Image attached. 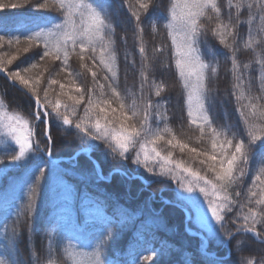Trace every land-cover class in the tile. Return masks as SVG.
I'll use <instances>...</instances> for the list:
<instances>
[{
    "label": "snow or ice",
    "instance_id": "snow-or-ice-1",
    "mask_svg": "<svg viewBox=\"0 0 264 264\" xmlns=\"http://www.w3.org/2000/svg\"><path fill=\"white\" fill-rule=\"evenodd\" d=\"M6 6L31 7L43 26L18 35L19 29L9 31L0 23V75L27 97L26 115L9 113L0 101V165L4 166L0 178L13 168L33 165L22 179L11 180L20 195L7 214L0 215V247L8 253L7 261L0 257V264H20L13 258L16 241L22 229L33 234L45 188L53 187L78 224L85 216L105 220L91 247L90 264H111L105 251L118 236L113 226L122 230L128 223L135 227L151 219L157 229L167 227L163 208L153 206L157 192L149 191L160 177L175 181L171 198L164 197L168 189H159L160 201L183 213L185 232L196 238L183 264H228L232 241L240 234L250 235L260 247L239 258L238 264H264V0H169L166 7L162 0H118L116 9L108 0L0 4ZM120 9L128 13L135 49L133 54L126 47L122 57L113 19ZM242 26L246 38L240 33ZM146 28L168 43L149 50ZM209 38L230 63L225 71L229 84L223 92L218 84L210 86L219 81L222 63L209 47ZM120 41L127 46V35H121ZM258 47L261 55L256 57ZM241 48L254 53L251 61H240ZM73 58L78 65L75 71ZM129 66L135 73L131 84ZM34 69L40 71L33 75ZM168 71L179 82L175 104L171 95H165L166 80L157 79ZM60 72L69 83L54 78ZM253 85L260 95L252 93ZM54 86L60 92L50 99L48 89ZM229 100L237 119L217 126L216 106ZM181 104L180 119L186 118L197 133L188 140L206 146H192L170 126L169 105ZM61 129L76 131L80 141L70 157L71 169L54 155L63 140ZM161 142L169 149L166 154L160 150ZM176 149L187 153L188 160L174 159ZM104 163L112 165L107 174ZM129 165L135 166L133 171ZM117 175L128 183L111 188ZM132 181L139 182L135 196ZM133 199L139 201L134 207L129 203ZM229 223L234 230L227 228ZM43 239L49 254L59 249L65 264H83L73 251L74 239L64 237L55 221L48 219ZM239 245L237 241V253ZM149 251L150 255L137 256L129 264L154 261L171 249Z\"/></svg>",
    "mask_w": 264,
    "mask_h": 264
},
{
    "label": "trees",
    "instance_id": "trees-1",
    "mask_svg": "<svg viewBox=\"0 0 264 264\" xmlns=\"http://www.w3.org/2000/svg\"><path fill=\"white\" fill-rule=\"evenodd\" d=\"M19 0H0V4L3 5H11L13 3H18ZM112 9H116L118 6V0H108ZM169 3V0H162V7H166ZM116 22V36L115 39L117 41L116 47L120 56H123L125 48L130 52L135 54V49L133 46L132 40V25L128 20V13L126 10L120 9L118 15L113 17ZM58 22V21H57ZM0 23H3L7 30L11 31L14 29H19L17 32L19 35L21 32L27 29H35L37 25L43 26L42 20L39 18V14L35 12L31 7H16L12 8L10 6H6L0 8ZM209 28L210 24H207ZM258 23V22H257ZM123 25V26H121ZM50 26V25H49ZM163 33V29L160 30ZM245 28L242 26L240 29L241 36L246 38L245 36ZM121 35H127L128 44L125 46L121 41ZM23 41V36L21 37ZM145 42L149 48L159 43L167 44L168 41L166 38H161L160 35L153 36L149 29L146 28L144 35ZM209 47L217 53L219 59L222 63L221 75L218 82H215L214 85L218 84L221 92L225 88L228 87L229 77L225 75V71L230 68V63L224 59V50H222L217 42L209 38L208 40ZM23 47V44L21 45ZM203 47V46H202ZM28 54H24L27 56ZM168 56L171 53H167ZM261 55V49L258 47L256 49L255 56L259 57ZM239 59L242 63H247L253 59L254 53L248 49L241 48V51L238 54ZM23 57H21L22 59ZM206 58H208L206 56ZM34 62V61H29ZM169 62H171L169 60ZM15 63V62H14ZM27 66V65H25ZM78 65L75 62V58H73V70H77ZM125 69V65L121 61V82L123 84V72ZM40 69H34L33 75L39 72ZM59 71V69H57ZM129 84L132 83L134 79V71L131 67H128ZM55 79L60 80L62 83H69V81L65 78L63 72H60L59 75L54 76ZM157 79L166 80L167 85L169 86V92L165 93V95H171L173 98V104H175L176 95L179 93V82L175 79V76L172 71L166 72L163 76H157ZM90 82V80H89ZM5 90H7V95H5ZM67 91V89H65ZM49 98H55L56 95L59 94L60 89L58 86H54L53 89H48ZM252 93L254 95H260L261 93L257 89L255 85H253ZM43 93H41L42 95ZM72 94H75L73 91ZM0 98L3 102L4 107L13 113H18L21 115H26L24 109L27 107V97L24 96L21 90H18L16 87L12 86L10 82H5L2 75H0ZM131 100H129V103ZM169 124L176 132L178 138L184 140L185 142H189L192 146H200L204 147L206 145H197L194 141H189V136H195L197 133L194 129H190L188 127L187 119L185 118L183 121L180 119V116L183 113V106L181 104L180 107H173L169 105ZM217 113V126L225 124V123H235L237 117L234 110L233 102L229 100L221 106L219 103L216 106ZM82 115V111L78 113ZM155 126V125H154ZM160 127H163L161 124ZM60 136L63 137L60 145L54 150V155L56 158L58 157H69L73 154V152L79 148L80 141L78 139V135L76 131H65L64 129L60 130ZM160 150L162 153L166 154L169 150L163 142L160 144ZM2 154V153H0ZM174 159H184L188 160L187 153L181 154L178 149L174 150ZM33 165L30 163L28 165H24L23 167H16L11 169L9 173L5 174L4 178H0V195L1 200H8V208L1 209L0 215H6L10 205L19 197L20 193L15 192L11 187L12 179H22L24 176L28 174V169ZM62 166L67 169H71L72 161L65 160L62 162ZM105 174H107L112 165L108 163H104ZM0 167H4L0 165ZM130 169L134 170L135 166L129 165ZM121 176H113L111 181V188L123 187L125 184V180L122 179ZM73 182L76 181L73 179ZM168 184V180L166 178L158 179L156 183H153L149 191L157 192V198L159 199V189L166 188L168 191L164 192V197L171 198V187L166 186ZM132 191L133 196H135V190L137 186H139L138 181H133ZM91 191V189H90ZM148 193L145 192L143 195L146 196ZM26 199V196H25ZM143 199V196L141 197ZM131 206H135L139 201L130 200ZM154 207L157 209L163 208V215L166 219L167 227L157 229L155 224L151 219L147 220L144 225H140L139 223L134 227L131 223L126 224L123 229L116 228L113 226V230L118 232V236L115 242L110 246V248L106 249L105 255L111 261V264H129L137 256L150 255V249L155 247L157 251L160 250L161 247H165L166 249H171L170 252L166 253L162 258L157 257L154 261H141V264H183V260L187 256V249L189 247L194 248L196 244V238L188 235L184 230V216L183 213L178 208H173L171 205H164L160 201H156L154 203ZM164 205V206H163ZM238 211V209H234V212ZM110 214V213H109ZM53 220L55 221L61 228L64 237H69L74 239L73 244L77 245L76 248L73 249L78 254V258L83 261V264H90L91 255L90 253L93 251L91 248L94 240L99 237V235L103 232V225L105 224V220L103 218L85 216L84 220L81 224H78L75 220L74 215L69 214V210L67 206L64 204V199L61 194H58L57 189L55 187L49 189L45 188L44 198L41 199L37 220L35 223V231L32 235H29L27 231H21V236L16 241L15 249V259H18L20 264H65V256L63 252L59 249L54 254H49L46 248L43 234L47 228V221ZM183 227V228H182ZM137 228L140 231H137ZM182 228V229H181ZM228 229H233L231 223L227 225ZM3 230L0 229V232ZM249 239V242L254 245L253 248L260 247L250 235H238L235 240L232 241V255L228 258V264H233L231 262V258L241 255L249 256L248 251H245L247 247L242 241L243 238ZM237 241H240L239 247L241 251L239 253L236 252ZM83 245V247H80ZM215 250V247H213ZM3 253L0 254V257H3L6 261L8 259V253L1 248ZM252 254V252H249Z\"/></svg>",
    "mask_w": 264,
    "mask_h": 264
},
{
    "label": "rangeland",
    "instance_id": "rangeland-1",
    "mask_svg": "<svg viewBox=\"0 0 264 264\" xmlns=\"http://www.w3.org/2000/svg\"><path fill=\"white\" fill-rule=\"evenodd\" d=\"M0 101H1V98H0ZM3 109H6L5 107H4V105H3ZM7 110V109H6ZM8 111V110H7ZM9 113H13V112H10V111H8ZM0 147H3L2 145H0ZM72 156V155H71ZM71 156H69L68 157V159H62V160H57L58 162H63V161H65V160H71L70 159V157ZM56 158V157H55ZM58 158H60V157H58ZM58 158H56V159H58ZM65 158V157H64ZM26 165H28V164H26ZM128 170L129 171H133L132 169H130V167L128 166ZM161 178H166L167 180H168V178L167 177H160L159 179H161ZM122 179H124V178H122ZM125 180V179H124ZM128 183V181H126L125 180V184L124 185H126ZM133 183V181L131 182V184ZM175 185V181H171V182H169L168 181V184L166 185V186H169V187H173ZM1 195H0V210L1 209H6V208H8V200H6V199H2L1 200ZM166 199H168L169 197H165ZM157 201H159V199L157 198ZM153 206H155V205H153ZM164 206V205H163ZM183 220H184V218H183ZM185 227V226H184ZM194 227V226H193ZM183 228V227H182ZM181 228V229H182ZM194 230H195V228H194ZM234 230V229H233ZM0 233H2V232H0ZM240 235H243V234H240ZM243 242H244V244H245V246L247 247V249L245 250V251H248L247 253H248V255L250 256L251 255V253H249V252H251V250L253 249V247H254V245L253 244H251L250 242H249V239H247L246 237L245 238H243V240H242ZM3 242V236L2 235H0V243H2ZM213 247H215V246H213ZM1 248L2 247H0V254L1 253H3V251L1 250ZM7 252V251H6ZM4 254V253H3ZM243 254H241V255H238V256H235V257H232L230 260H231V262L233 263V264H238V259L239 258H241V257H243L242 256ZM15 257V249L13 250V258Z\"/></svg>",
    "mask_w": 264,
    "mask_h": 264
},
{
    "label": "water",
    "instance_id": "water-1",
    "mask_svg": "<svg viewBox=\"0 0 264 264\" xmlns=\"http://www.w3.org/2000/svg\"><path fill=\"white\" fill-rule=\"evenodd\" d=\"M62 159H65L64 157H62V158H58V159H56V160H62Z\"/></svg>",
    "mask_w": 264,
    "mask_h": 264
}]
</instances>
